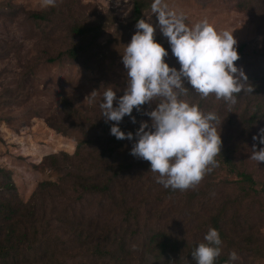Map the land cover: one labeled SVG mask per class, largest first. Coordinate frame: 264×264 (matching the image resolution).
<instances>
[{
	"label": "trees",
	"instance_id": "1",
	"mask_svg": "<svg viewBox=\"0 0 264 264\" xmlns=\"http://www.w3.org/2000/svg\"><path fill=\"white\" fill-rule=\"evenodd\" d=\"M131 2L128 28L145 18L155 0ZM236 5L246 11L252 0H237ZM4 7L8 6H0L1 12L9 9ZM9 10L13 15L23 14L41 28L46 41L57 32L64 33L70 41L64 51L47 56V64L67 62L93 67L95 60L89 53L98 47L101 28L76 19L71 10L70 16L64 18L57 6L41 12ZM262 22L254 44L258 48L251 49L250 43L237 47L240 58L235 64L248 77L252 93L242 91L232 105L217 100L214 94L201 98L184 78L188 91L181 99L219 118L216 127L222 146L215 159L228 176L238 178L223 183L227 190L223 195L211 182L203 186L200 182L184 191L164 188L157 183L158 174L151 172L150 162L130 154L140 123L147 121L151 125L150 117L144 113L154 110L160 98L142 105L139 112L134 108L135 123L128 115L120 122L122 131L133 133V140H118L111 135L115 122L106 123L101 108L97 107L98 114L81 116L63 100L59 112L78 123L77 130L83 138L72 156L50 155L44 160V165L59 178L40 183L23 202L11 173L0 167V264H195L191 253L205 242L210 228L218 230L222 240L221 254L214 264H229L233 251L239 256L233 264H256L258 259H264V233L260 234L258 227L264 221V181L256 182L252 174L238 171L236 164L239 153L264 129V18ZM172 61L165 57L170 67L179 70L181 65ZM126 87V83L122 87L112 85L117 98ZM104 91L95 100L99 104ZM113 106H117L116 101ZM47 123L63 132L56 121ZM256 143L264 146L259 140ZM213 170L204 176L205 180ZM193 204L199 206L202 215L195 220H203L204 224L198 228L202 236L191 239L180 225L171 228L169 221L183 223L181 219ZM257 204L263 209L256 211Z\"/></svg>",
	"mask_w": 264,
	"mask_h": 264
},
{
	"label": "rangeland",
	"instance_id": "2",
	"mask_svg": "<svg viewBox=\"0 0 264 264\" xmlns=\"http://www.w3.org/2000/svg\"><path fill=\"white\" fill-rule=\"evenodd\" d=\"M236 3L237 0H161L160 7L166 14L183 13L189 27L207 19L217 31L233 32L236 47L250 43L251 49L258 48L254 44L259 38V25L263 23L264 0H252L246 11L239 10ZM0 6L25 12L49 8L42 6V0H0ZM56 6L64 18L70 16L71 10L76 19L101 28L98 47L89 53L97 65L93 63V67L87 69L67 62L47 64V56H54L70 45L64 33L57 32L46 41L42 29L23 14L13 15L9 9L0 11V167L11 173L17 195L23 202L29 200L40 183L59 178L44 165V160L50 155L72 156L83 138L77 130L78 123L59 112L61 102L67 100L81 116L98 114L97 107H101L95 100L101 90L112 88L114 83L121 87L124 83L127 85L122 55L137 30L127 27L131 0H57ZM144 20L153 25L155 40L167 46V58L178 66L162 32L158 13L152 8ZM86 59L90 57L87 55ZM93 91L95 94L91 95ZM47 120L56 121L63 132L50 128ZM253 144L257 150L264 147L251 139L237 157V169L252 174L256 182H262L264 162L249 159ZM213 169L212 176L201 180V186L211 182L223 195L227 191L223 183L238 178L228 176L227 170L220 166ZM261 209L263 207L257 204L256 211ZM200 213L199 206L193 204L181 219L183 223L169 221V226L180 225L182 232L191 239L201 237L198 228L204 221L195 220L202 217ZM258 225L263 235L264 221ZM256 264H264V259H258Z\"/></svg>",
	"mask_w": 264,
	"mask_h": 264
},
{
	"label": "clouds",
	"instance_id": "3",
	"mask_svg": "<svg viewBox=\"0 0 264 264\" xmlns=\"http://www.w3.org/2000/svg\"><path fill=\"white\" fill-rule=\"evenodd\" d=\"M56 3L57 0H42L43 7H55ZM160 5L161 0H155L153 12L158 13L162 32L180 69L165 62L168 51L155 40L153 25L140 19L122 55L127 70L124 94L117 98L116 91L107 88L100 107L105 122H115L110 134L118 140H133V133L122 131L120 122L128 115L135 123L133 109L139 112L142 105L160 98L154 110L144 113L150 117L151 125L147 121L140 123L130 154L150 162L151 172L158 174L157 183L164 188L184 191L197 186L213 167L218 166L215 157L221 153L222 146L216 127L218 116L181 99L188 91L184 78L201 98L214 94L217 100L223 99L232 105L236 104L238 94L242 91L252 93L254 88L243 69L235 64L240 57L233 32L217 31L207 19L189 27L183 13L166 14ZM94 94L95 91L91 93ZM253 140L264 144V129H260ZM249 159L264 162V147L257 150L253 144ZM204 241L191 256L195 264H214L221 254L222 240L218 230L210 228ZM238 259L233 251L229 264Z\"/></svg>",
	"mask_w": 264,
	"mask_h": 264
}]
</instances>
